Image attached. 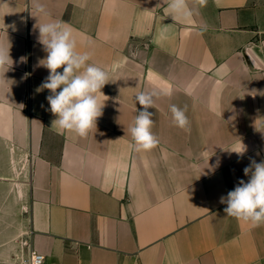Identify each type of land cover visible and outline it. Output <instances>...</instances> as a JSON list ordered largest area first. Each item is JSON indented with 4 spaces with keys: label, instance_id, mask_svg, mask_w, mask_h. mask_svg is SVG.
Segmentation results:
<instances>
[{
    "label": "crops",
    "instance_id": "crops-1",
    "mask_svg": "<svg viewBox=\"0 0 264 264\" xmlns=\"http://www.w3.org/2000/svg\"><path fill=\"white\" fill-rule=\"evenodd\" d=\"M41 2L40 23L69 26L109 83L87 137L52 125L33 0H0L13 61L0 71V264L31 250L44 264H264V225L220 203L264 160V0H190L188 19L167 0ZM153 89L159 143L137 152L135 96Z\"/></svg>",
    "mask_w": 264,
    "mask_h": 264
},
{
    "label": "clouds",
    "instance_id": "clouds-1",
    "mask_svg": "<svg viewBox=\"0 0 264 264\" xmlns=\"http://www.w3.org/2000/svg\"><path fill=\"white\" fill-rule=\"evenodd\" d=\"M200 7L206 6L207 0H193ZM38 22L34 25L39 31L38 42L43 46L46 56L38 61V66L48 70L49 75L37 88V92L45 89L50 95L46 97L50 105V112L56 118L55 124L61 130L73 132L80 137H87L96 128L97 120L103 115L104 104L98 100V94L103 95V87L109 83L107 71L90 63V52H78L77 42L72 29L61 21L49 20L40 23L39 17H49V13L41 0H33ZM166 7L169 15L175 19H188L192 16L190 0H167ZM10 49V48H9ZM9 49L0 46V71L10 68L13 61ZM9 61L11 65L9 66ZM62 69V71H58ZM159 92L141 91L135 96L141 109L137 111L135 119L128 129L133 141L134 150L148 152L154 149L159 140L153 133L155 98ZM106 97V96H105ZM170 112L174 126L187 130L190 121L186 115L187 108L170 105ZM240 150L234 151L242 157L246 147L241 143ZM247 182L240 180L234 190L220 198L225 204L224 213L237 221L250 223L253 227L264 225V160H251L244 168Z\"/></svg>",
    "mask_w": 264,
    "mask_h": 264
},
{
    "label": "built area",
    "instance_id": "built-area-1",
    "mask_svg": "<svg viewBox=\"0 0 264 264\" xmlns=\"http://www.w3.org/2000/svg\"><path fill=\"white\" fill-rule=\"evenodd\" d=\"M44 256L40 253L31 250L26 259L23 260L22 264H44Z\"/></svg>",
    "mask_w": 264,
    "mask_h": 264
}]
</instances>
